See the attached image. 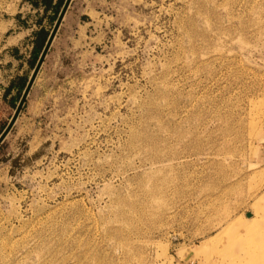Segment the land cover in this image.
Returning <instances> with one entry per match:
<instances>
[{
	"label": "rangeland",
	"instance_id": "374dc122",
	"mask_svg": "<svg viewBox=\"0 0 264 264\" xmlns=\"http://www.w3.org/2000/svg\"><path fill=\"white\" fill-rule=\"evenodd\" d=\"M42 14L0 0L28 78ZM20 117L0 264H264V0H73Z\"/></svg>",
	"mask_w": 264,
	"mask_h": 264
},
{
	"label": "crops",
	"instance_id": "0c3cea01",
	"mask_svg": "<svg viewBox=\"0 0 264 264\" xmlns=\"http://www.w3.org/2000/svg\"><path fill=\"white\" fill-rule=\"evenodd\" d=\"M14 25H17V23H14ZM18 29H21V31H18L16 43H12L14 46L13 48H9L7 46L0 47V57L5 56V54L17 52V55L15 54H10V58L4 59L3 61L0 60V106L2 103H9L11 101L12 94L14 93V88L11 89L9 93L5 96V91L6 89L10 86L13 80H15L18 77L24 76L26 74V62L23 60L24 55L23 53L26 52V50L29 47V41L32 38L31 37V32L28 28L24 29L22 26H19L18 24ZM22 41L21 45L19 46L18 41ZM19 41V42H20ZM27 43V44H25ZM25 44V45H24ZM11 45V46H12ZM33 45V42H32ZM23 46V47H22ZM11 50V51H10ZM19 120H23V117H20ZM19 122V121H18Z\"/></svg>",
	"mask_w": 264,
	"mask_h": 264
},
{
	"label": "water",
	"instance_id": "95a60500",
	"mask_svg": "<svg viewBox=\"0 0 264 264\" xmlns=\"http://www.w3.org/2000/svg\"><path fill=\"white\" fill-rule=\"evenodd\" d=\"M73 0H65L61 9H60V12L54 22V25L49 33V36L45 42V45L38 57V60L28 78V81L26 83V86L20 96V99L17 103V106L14 110V113L12 115V117L10 118L7 126L5 127V129L2 131V133L0 134V146L2 145V143L5 141V139L7 138V136L9 135V133L12 131V129L14 128L16 122L18 121L20 115H21V112L25 106V103L28 99V96L34 86V83L41 71V68L45 62V59L51 49V46L61 28V25L66 17V14L72 4Z\"/></svg>",
	"mask_w": 264,
	"mask_h": 264
},
{
	"label": "trees",
	"instance_id": "16d2710c",
	"mask_svg": "<svg viewBox=\"0 0 264 264\" xmlns=\"http://www.w3.org/2000/svg\"><path fill=\"white\" fill-rule=\"evenodd\" d=\"M26 1H28L34 8L42 9L43 10L42 16L44 15L48 16L49 13L50 15L48 17L52 27L65 0H26ZM42 21L43 19H40V22ZM50 29L48 30L45 27H41L40 29L35 31L34 49L30 61L31 69L34 68L38 60V57L51 31ZM27 81H28V76H21L13 80L10 86L6 89L5 96L7 95V93L11 91V89L14 88L17 91V98L19 100L26 86ZM1 147L2 145L0 146V148Z\"/></svg>",
	"mask_w": 264,
	"mask_h": 264
},
{
	"label": "bare ground",
	"instance_id": "6f19581e",
	"mask_svg": "<svg viewBox=\"0 0 264 264\" xmlns=\"http://www.w3.org/2000/svg\"><path fill=\"white\" fill-rule=\"evenodd\" d=\"M255 221V220H254ZM251 222H249V223H247V224H245L246 225V228L245 229H247V231L249 232L250 230V232H249V237H251L252 239V241L254 242V246H255V250L256 249H259V247H262V248H264V239H261L260 241H259V239H257L256 237H255V234H256V230H257V228H256V226H254V222L253 223H251ZM240 225V224H239ZM252 226V227H251ZM256 229H255V228ZM236 228V224H232L231 226H229V229H228V231L229 232H233V230ZM260 228V227H259ZM252 229H254V231L252 232ZM261 230V229H260ZM252 235V236H251ZM239 236H237V237H235L233 240H232V242H235V241H238V239H241L240 237L238 238ZM263 252H264V250H263ZM231 254V253H230ZM253 257L255 258V261H256V259L258 258V257H264V253H262V255L261 254H258V253H255V254H253Z\"/></svg>",
	"mask_w": 264,
	"mask_h": 264
}]
</instances>
